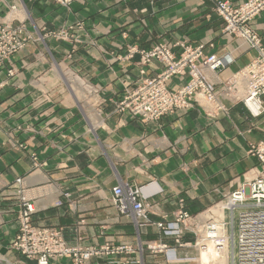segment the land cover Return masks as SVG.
<instances>
[{"label": "crops", "instance_id": "obj_1", "mask_svg": "<svg viewBox=\"0 0 264 264\" xmlns=\"http://www.w3.org/2000/svg\"><path fill=\"white\" fill-rule=\"evenodd\" d=\"M214 2L73 0L63 6L54 0H0V24L23 25L31 37L0 64V80L6 81L0 90L1 255L11 263L36 264L10 246L25 199L36 208L34 225L61 229L70 244L133 249L93 262L165 264L163 255L145 250L147 240L172 242L157 223L175 220L180 209L194 215L211 207L258 165L248 150L264 140V115L253 118L241 105L230 107V117L212 118L196 106L151 122L116 108L126 83L140 80V54L128 57L132 45L146 49L183 39L193 46L205 43L206 52L219 56L231 51L234 61L227 68L208 73L221 81L257 56L242 40L222 34ZM252 26L264 46V11ZM62 29L67 39L56 37ZM65 66L75 72L73 88ZM161 68L154 61L149 74ZM119 184L142 190L152 209L149 223L138 225L120 213L113 194Z\"/></svg>", "mask_w": 264, "mask_h": 264}, {"label": "built area", "instance_id": "obj_2", "mask_svg": "<svg viewBox=\"0 0 264 264\" xmlns=\"http://www.w3.org/2000/svg\"><path fill=\"white\" fill-rule=\"evenodd\" d=\"M63 5H69L72 0H54ZM219 11L226 21V30L242 40L248 49H256L257 56L241 71L244 80V104L254 115L263 112L264 97V46L256 34L252 23L264 11V0H246L239 7L233 6L228 0L220 2ZM31 37L25 34L23 25L0 24V64H4L14 54L22 50ZM181 49L173 50L170 46H155L151 50L135 49L140 53L143 65L153 60L161 62L165 70L158 78L142 80L135 88L126 89L124 98L118 104L120 112L128 111L144 122L157 121L162 116L175 111L187 112L193 108V95L202 94L208 100L215 95L214 83L207 73L215 72L220 67L231 64L234 59L229 53L219 56L215 52L205 53L206 45L193 46L181 43ZM131 54V56H132ZM9 75L16 73L11 68ZM145 72V71H144ZM190 76V82L177 89H170L168 81L173 76L183 78ZM6 83L0 80V90ZM258 103L257 111L250 104ZM251 153L258 157L259 165L252 170V178L241 186L233 195L229 205L238 207L237 238L235 251H232V264H264V141L252 146ZM22 183V179H18ZM114 203L120 213L130 215L138 225L149 221L146 204L141 200L140 191L136 187L119 184L113 188ZM58 200L56 205H61ZM19 212V231L13 241V247L29 260L37 264H50L54 259L67 258L71 264H101L93 258H104L121 252H133L127 245H98L82 247L70 244L59 228L38 226L32 223V215L36 211L33 203H23ZM188 214L180 211L176 221L159 223L167 235H179L181 230L178 222L186 219ZM218 231L210 232L207 238L216 239V244L225 242ZM159 249L152 248L157 253ZM219 248V246H218Z\"/></svg>", "mask_w": 264, "mask_h": 264}, {"label": "rangeland", "instance_id": "obj_3", "mask_svg": "<svg viewBox=\"0 0 264 264\" xmlns=\"http://www.w3.org/2000/svg\"><path fill=\"white\" fill-rule=\"evenodd\" d=\"M221 1H224V0H215L214 6H213L214 11L212 12V14H215L213 16H216V17L218 16L220 19H222V21H223L222 22V29H221L222 34L228 38L229 37L236 38L234 35L230 36L228 31L226 30V21L223 19V17L220 14V11H219V5H220ZM229 1L233 4V6L239 7V5L243 2H245L246 0L240 1V2H233L232 0H229ZM72 2H73V0H72ZM59 4H61V3H59ZM61 5H63V4H61ZM63 6H68V5H63ZM213 16H212V18H213ZM256 34L262 40L261 36L258 34L257 31H256ZM55 35H56V37H60L62 39H67L68 32H66L65 30L62 29L59 32L55 33ZM79 41H81V40H79ZM244 42L242 45H244ZM181 43L189 44V42H187V40L179 39L175 42L174 41L173 42L172 41L171 42L170 41L158 42L157 44L153 45L152 47L146 48V49H142V48H139L135 45H132L131 47H129L128 57H133V55L137 53L136 52V53L132 54L133 50H135V49L151 50L155 46H167V47L170 46L173 50L178 51L176 48L181 47ZM201 44H205V43H201ZM262 45H263V41H262ZM196 46H198V45H196ZM210 46L212 49H214V43H210ZM180 49L181 48H179V50ZM205 53L209 54L211 52H206V49H205ZM226 53H229L231 56H233V53L231 51H226L223 54H226ZM131 54H132V56H131ZM140 57H141V54H140ZM154 61H158V60H153L148 65H143L142 60L140 59V65H141L140 80H138L134 84L133 83H126V85L124 86V95H123L122 99L125 96L127 88L133 89L142 80H145L147 78H149V79L158 78L159 75L165 70L164 65L158 61L162 66L161 71L156 75L149 74L150 66ZM233 61H234V59H233ZM247 65L245 67H247ZM227 67H228V65L225 67H220L215 72H218L219 70L225 69ZM64 71L69 72L66 74V82H67L68 87L70 85V87L73 88L74 85H71V84H74V80L71 79V73L70 72H72V73H75V72L69 66H65ZM241 71L239 70L237 72H234L233 74L230 75L231 76L230 78L223 80V81L218 80V79H213L207 73L208 76L210 77L211 81L214 83L215 95H214L213 99L208 100L207 97L203 96L202 94L197 96V93H201V92L196 91V93L193 95V99L195 98V101L193 103V108H195L196 106L204 108L206 110L208 116H210L212 118H217L218 116L230 117V107H232V105H241V107H243V109L246 111V113L248 115H250L251 117L256 118V119L257 118L259 119L260 117H262L264 115V110L261 114L256 116V115L252 114L251 111L244 104L243 98L245 95V86H244V80L241 77ZM215 72H209V73H215ZM74 76H75V74H74ZM174 79H178L179 82L178 83L174 82ZM1 81H3V80H1ZM4 82L6 83V81H4ZM189 82H190L189 74H186L183 78L178 77V76H173L168 81V87L170 89H177L183 85H186ZM85 86L86 85L84 84L83 87H85ZM121 100H119L117 105H116L117 110H118V104L120 103ZM262 100H263V108H264V97ZM175 112H177V111H175ZM175 112H173V113H175ZM173 113H169V114H173ZM253 128H254V126L250 127V130H252ZM250 130H248V132H250ZM262 141H264V140L255 141V142H252L250 144V147L248 150V153L250 156L256 157L258 159L257 156H255L254 154L251 153V150H252L253 145L261 143ZM258 161H259V159H258ZM258 165H259V163H258ZM258 165H254L248 171H244L242 178L236 183V185L233 187V189H231V191L224 194L221 197V199L217 203L212 205L211 207L204 209V210H202L199 213L194 214V215L190 214L185 209H180L177 212V214L180 211H183V212H186L188 214V217L186 219H183V220L178 222L179 228L181 230L179 235H167L163 229L158 227L159 223H164V222H158L157 227L161 230L160 233L162 234V236L166 237V238H168V237L172 238V242L169 243V242H166L162 239L147 240L146 246H145L146 247L145 250L147 251L146 254L148 256H150V255L155 256V254L156 255L157 254L163 255L165 257V264H232V251H235V245H236L235 241L237 238V221H238L239 208L238 207L233 208L232 206L229 205V203H230V201H232L234 193L241 186L246 185L245 183H247V181L250 178H252V176H253L252 170L254 168H256ZM138 189L140 191L141 200L146 204L147 209H148V213L150 214L152 209H151L150 205L148 204L149 202L142 196V190L140 188H138ZM25 202H26V200L24 199V203ZM218 207H219V209H218ZM220 207L223 209L221 210ZM22 208H23V206L21 207V209ZM150 220L151 219L149 217V221L147 223H149ZM18 221H19V217H18ZM175 221H176V218H175V220L169 221L168 223H172ZM32 223H33V215H32ZM19 224H20V222H19ZM218 225H220V226H218ZM18 231H19V229H18ZM217 231L219 233L217 235H223L224 239L226 238V241L224 243H222L221 245L216 244V239L207 238V234H209L210 232L216 233ZM220 233H222V234H220ZM17 234H18V232H17ZM17 234L15 235V237L17 236ZM188 234L191 235V237H193L192 240H185V236ZM15 237H14V239H15ZM14 239L10 243V246H11V249L17 251L13 247ZM160 245H166V247L163 250L159 251L158 253L155 250H152V248H154V247L159 249ZM93 246H98V245H93ZM218 246H219V248H218ZM99 259H102V258H99ZM31 261H35V260H31ZM0 264H17V263H11L5 255L0 254ZM30 264H32V263H30ZM36 264H37V262H36Z\"/></svg>", "mask_w": 264, "mask_h": 264}, {"label": "bare ground", "instance_id": "obj_4", "mask_svg": "<svg viewBox=\"0 0 264 264\" xmlns=\"http://www.w3.org/2000/svg\"><path fill=\"white\" fill-rule=\"evenodd\" d=\"M232 61H233V59H231ZM258 103H256L255 105H253V104H250V107L252 108V110L253 111H257V109H258ZM221 208V207H220ZM218 209H219V207H218ZM223 208H221V210H222ZM223 212V211H222ZM220 214V213H219ZM223 217V216H222ZM221 225V224H220ZM220 225H218V226H220ZM222 228V227H221ZM219 229V228H218ZM220 232V231H219ZM220 234H222V233H220ZM226 241V240H225ZM214 246V245H213Z\"/></svg>", "mask_w": 264, "mask_h": 264}]
</instances>
